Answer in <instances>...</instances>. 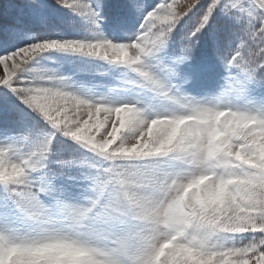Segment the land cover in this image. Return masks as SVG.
Returning a JSON list of instances; mask_svg holds the SVG:
<instances>
[{
	"label": "clouds",
	"instance_id": "clouds-1",
	"mask_svg": "<svg viewBox=\"0 0 264 264\" xmlns=\"http://www.w3.org/2000/svg\"><path fill=\"white\" fill-rule=\"evenodd\" d=\"M192 2L123 41L97 29L40 49L94 64L95 94L63 64L26 67L31 49L16 58L36 106L78 100L71 124L88 119L67 157L50 139L0 141V264H264V11L259 42L194 88L164 55Z\"/></svg>",
	"mask_w": 264,
	"mask_h": 264
},
{
	"label": "snow or ice",
	"instance_id": "snow-or-ice-1",
	"mask_svg": "<svg viewBox=\"0 0 264 264\" xmlns=\"http://www.w3.org/2000/svg\"><path fill=\"white\" fill-rule=\"evenodd\" d=\"M12 2L13 12L0 13V141L50 139L54 159L67 157L74 145L66 135L80 132L88 117L71 124L78 100L59 110L36 106L34 98L20 91L28 81L26 72L13 70L16 58H23L25 51L31 49L35 58L26 67L37 61L63 64L74 87L85 94H95L108 81L95 73L94 64L87 60L70 62L66 56L40 49L53 41L84 36L97 29L115 41H123L132 33H144L152 17L174 7L173 0ZM184 11L171 33L165 63L171 65L169 70H177L181 79L190 77L194 88L215 87L223 74L224 57L239 50L238 45L254 47L259 42L252 35L259 27L252 17L264 11V0H194ZM186 56L191 59L186 61ZM65 124L69 127L65 128ZM62 131L65 135H61Z\"/></svg>",
	"mask_w": 264,
	"mask_h": 264
},
{
	"label": "trees",
	"instance_id": "trees-1",
	"mask_svg": "<svg viewBox=\"0 0 264 264\" xmlns=\"http://www.w3.org/2000/svg\"><path fill=\"white\" fill-rule=\"evenodd\" d=\"M15 9V5L12 0H0V13L5 15L10 14Z\"/></svg>",
	"mask_w": 264,
	"mask_h": 264
},
{
	"label": "rangeland",
	"instance_id": "rangeland-1",
	"mask_svg": "<svg viewBox=\"0 0 264 264\" xmlns=\"http://www.w3.org/2000/svg\"><path fill=\"white\" fill-rule=\"evenodd\" d=\"M0 75H3V68L0 67Z\"/></svg>",
	"mask_w": 264,
	"mask_h": 264
}]
</instances>
